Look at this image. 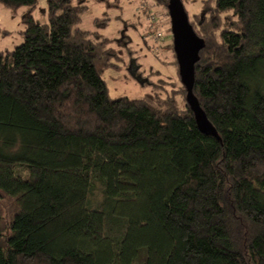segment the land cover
<instances>
[{"label":"trees","instance_id":"obj_1","mask_svg":"<svg viewBox=\"0 0 264 264\" xmlns=\"http://www.w3.org/2000/svg\"><path fill=\"white\" fill-rule=\"evenodd\" d=\"M182 2L216 134L181 80L161 108L110 96L121 57L78 27L86 0H46L43 23L38 0H0L27 8L0 50V264H264V0Z\"/></svg>","mask_w":264,"mask_h":264},{"label":"rangeland","instance_id":"obj_2","mask_svg":"<svg viewBox=\"0 0 264 264\" xmlns=\"http://www.w3.org/2000/svg\"><path fill=\"white\" fill-rule=\"evenodd\" d=\"M45 1L38 0L34 12L42 23L46 21ZM185 1L190 14L199 12L200 0ZM86 6L78 27L99 33L121 57L114 61V69H108L104 75L110 96L143 100L156 108H161L168 96H175L182 103L180 93H176L180 79L173 63L171 23L163 4L156 0H86ZM26 12L27 8L13 12L0 4V26L13 32L0 40V50L13 49L23 42L21 17ZM103 19L109 20L107 26L98 28L96 21ZM151 27L162 35L159 41L150 38L152 34L148 37ZM130 51L134 54L129 56Z\"/></svg>","mask_w":264,"mask_h":264},{"label":"water","instance_id":"obj_3","mask_svg":"<svg viewBox=\"0 0 264 264\" xmlns=\"http://www.w3.org/2000/svg\"><path fill=\"white\" fill-rule=\"evenodd\" d=\"M168 14L171 23L173 48L179 67V76L187 92V103L194 113L198 128L203 133L216 134L193 92L195 66L200 60V52L204 49L205 42L194 31L182 0H170Z\"/></svg>","mask_w":264,"mask_h":264},{"label":"built area","instance_id":"obj_4","mask_svg":"<svg viewBox=\"0 0 264 264\" xmlns=\"http://www.w3.org/2000/svg\"><path fill=\"white\" fill-rule=\"evenodd\" d=\"M155 19L157 20V16H155ZM155 23V22H154ZM153 23V24H154ZM151 24V25H153ZM152 33V36L150 38H152L154 41H159L160 39H158L160 36L162 37V35H160V32L158 30H155L151 27V30H150ZM151 34H148V37L151 35Z\"/></svg>","mask_w":264,"mask_h":264}]
</instances>
